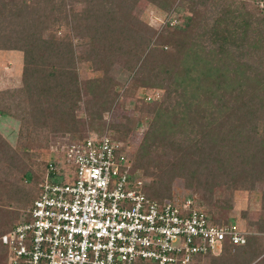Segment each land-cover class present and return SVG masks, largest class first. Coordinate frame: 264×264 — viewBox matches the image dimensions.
Instances as JSON below:
<instances>
[{
  "label": "trees",
  "instance_id": "trees-1",
  "mask_svg": "<svg viewBox=\"0 0 264 264\" xmlns=\"http://www.w3.org/2000/svg\"><path fill=\"white\" fill-rule=\"evenodd\" d=\"M135 1H83L86 21L84 34L89 30L90 39L102 47L96 44V48L87 52V55L90 52L93 54V58H89L91 67L104 71V64L110 58L122 56L130 69L140 62L139 72L146 73L150 67L155 76L157 67L161 66L166 77L173 75L180 60L181 48L187 45L174 34H183L185 37L184 32L175 30L173 33H159L155 37L154 45L169 44L172 51L156 49L154 45L149 47L153 30L129 14ZM147 1L155 6L163 3L168 7V4L176 0ZM185 1L190 3L193 22L199 7L205 8L216 0ZM226 11L225 7L217 10L215 7L216 17L201 32L210 40V49L214 50L216 62L200 66V74L196 77L188 76L193 91L202 94L201 100L198 94L194 96L196 100L192 106L189 101L183 103L186 123L197 128L198 136L169 139L166 130L175 119L166 123L155 116L135 150L136 161L133 162L134 168H140L145 176L151 177L147 196L158 201L169 198L172 179L175 176L183 177L186 188L201 191L203 204L198 205L213 220L222 218L213 208H228L234 190H248L255 183H264V9H260L259 17L247 15L241 25L233 22L226 24V18L222 25L221 18L225 17ZM55 18L53 0L32 4L26 0L14 4L0 1V25L4 26L0 31V49L22 53L21 86L1 91L0 117L10 115L4 104L7 100L4 94L9 98L18 97L26 102V105H22L28 107L31 118L37 120L39 126L48 125L53 134L75 129L77 122L74 111L77 108L76 102L81 99L82 90L76 73L74 51L69 41L42 36ZM249 30H253L252 35L248 34ZM94 79L97 81L94 89L89 85L84 89L90 93V99L84 101V107L91 114L90 118L100 119L111 100L107 102L105 98L107 106L104 105L101 96L106 97L102 88L106 83H103V78ZM175 85L184 91L183 81ZM204 105L209 106L206 111ZM159 110L163 113L169 109L159 107ZM124 126L122 123H112L109 127L114 133H121ZM164 127L163 131H157ZM77 136L75 138L82 137ZM112 137L120 138L119 134H113ZM0 143V150L4 152V155L3 152L0 154V166L20 169L18 180L15 177L8 179L7 174L0 176L10 185L0 195V198L4 197L0 199L4 200L0 206L1 236L18 222L21 212L31 205L42 176L37 178L27 163H22L17 152L1 137ZM157 144H164L163 150L172 152L173 159L165 167H161L148 154L150 148ZM23 154L28 160L29 157ZM45 168L46 162L43 172ZM17 181H30L33 188L15 187L18 186ZM220 184L229 192V196L221 203L213 199L211 191ZM11 207L15 208L9 209ZM260 207L264 210V190L260 196ZM257 229L260 231L262 227L258 226ZM196 258L197 263L207 261L208 264H264V246L258 243L256 237L246 235L242 245L223 243L219 255L207 253ZM0 264H6V249L1 242Z\"/></svg>",
  "mask_w": 264,
  "mask_h": 264
},
{
  "label": "rangeland",
  "instance_id": "rangeland-1",
  "mask_svg": "<svg viewBox=\"0 0 264 264\" xmlns=\"http://www.w3.org/2000/svg\"><path fill=\"white\" fill-rule=\"evenodd\" d=\"M0 1L14 4L21 0ZM26 1L32 4L41 0ZM83 1L53 0V15L56 18L49 23L48 29L42 34L44 38L69 41L74 51L76 73L79 86L82 89L81 99L76 102L77 108L74 111L77 122L75 129L53 134L49 131L48 125L39 126L37 120L31 118L28 107L22 105H26L23 99L9 98L4 94L5 99H7L4 104L8 107L10 115L9 117H0V137L11 149L17 152L22 163H27V167L37 178L43 175V165L47 159L56 154L55 149H58L66 141L75 139L78 137L77 135L85 136L89 132L101 133L104 130L110 135L119 134L120 138L118 139L122 141L133 162L136 161L135 150L155 116L166 123L175 119L172 128L167 127L168 131L166 130L167 134L169 133V139L179 140L197 137V128L186 123L187 115L183 103L189 101L191 106L194 105L196 100L194 96L197 94L199 100L202 99V94L193 91L192 82L189 81L188 76L196 77L200 74V66L211 64V61L216 62L213 56L214 50L210 49L212 48L210 40L206 38V35L201 34L202 29L206 24L211 23L212 18L216 17L214 16L216 14L215 7L216 10L220 7L227 9L225 17L221 18L222 25L225 23V18L228 21L226 24L233 22L241 25L247 15L252 18L259 17L260 9H264V0H216L214 4L209 3L205 8L199 7L197 18L193 23L191 22L192 11L189 9L190 3L185 0H176L171 5L168 4V7L163 3L160 6H155L147 0H136L132 4L129 14L153 30L149 47H153L154 39L159 33H173L175 30L184 32L185 37L183 34L179 36L174 34L179 41L183 40L187 45L181 48L180 60L174 68L173 75L170 74L166 77L161 66L157 67L155 76L150 67L146 73L139 72L138 64L140 62H137L134 68L130 69L126 66L125 58L122 56L110 58L104 64V71L103 69L94 70L89 60V58H93V54L90 52L87 55V52L96 48L97 43L90 39L89 30L84 34L85 30L83 29L86 21H84L85 2ZM3 27L0 25V31ZM252 31L249 30L248 34L252 35ZM98 46L102 48L101 44ZM154 47L172 51L169 44H164V46L155 44ZM21 66L22 53L20 51L0 49V93L21 86ZM182 74H185V77H182ZM94 78H103V83H106L102 87L106 97L101 96L105 102L104 105L107 106L106 101L111 100L100 119L90 118L91 114L87 113L84 107V101L90 99L89 91L86 93L84 89L87 85L94 89V84L97 82ZM182 81L185 83L184 91L181 90L180 86L175 85L176 82L180 84ZM20 100L21 104L19 103ZM160 102L161 106H159ZM158 106L167 107L169 110L161 113L162 111L159 110ZM203 108L206 111L209 106L204 105ZM112 123L125 125L121 133H114L110 129L109 126ZM158 124L161 125V122L158 121ZM164 129L165 127L157 129V131ZM163 148L164 144H157L151 147L148 153L150 158H154V161H157L161 167H165L173 159L172 152L164 151ZM2 152L3 150H0V154ZM23 153L29 157L28 160L25 159L26 156ZM0 157L2 156L0 155ZM138 170L141 171L140 168ZM19 172L20 169H7L0 166V176L7 174L8 179L15 177L18 180ZM147 177L151 180V177ZM0 179V195H3L4 191L10 188V185L6 184L2 177ZM17 183L18 186L15 187L33 188L30 181H17ZM263 190L264 183L259 182L248 190L236 189L230 195L231 200L228 208H213L222 217L219 219L234 221L239 228L245 230L247 235L256 237L262 246H264V210L260 207V196ZM211 191L213 199L220 203L229 196L228 190L222 184L213 187ZM170 194L177 197L191 196L197 204H203L201 191L186 188L185 178L180 176H175L172 179ZM2 198L4 197L1 196L0 199ZM3 203L4 200H0V206ZM14 208L9 209L13 210ZM258 226H261L262 230L259 231ZM219 253L220 251L212 255L217 256ZM198 264L208 263L206 261Z\"/></svg>",
  "mask_w": 264,
  "mask_h": 264
},
{
  "label": "built area",
  "instance_id": "built-area-1",
  "mask_svg": "<svg viewBox=\"0 0 264 264\" xmlns=\"http://www.w3.org/2000/svg\"><path fill=\"white\" fill-rule=\"evenodd\" d=\"M55 151L31 205L0 236L6 264H198L245 242V230L191 196H147L150 179L106 130Z\"/></svg>",
  "mask_w": 264,
  "mask_h": 264
}]
</instances>
